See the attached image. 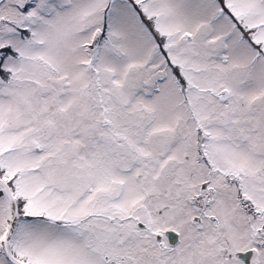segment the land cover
<instances>
[{"label": "snow or ice", "instance_id": "1", "mask_svg": "<svg viewBox=\"0 0 264 264\" xmlns=\"http://www.w3.org/2000/svg\"><path fill=\"white\" fill-rule=\"evenodd\" d=\"M0 264H264V0H0Z\"/></svg>", "mask_w": 264, "mask_h": 264}]
</instances>
